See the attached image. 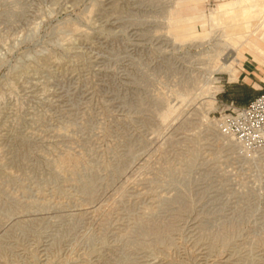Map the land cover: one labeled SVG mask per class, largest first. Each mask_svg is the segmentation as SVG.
Masks as SVG:
<instances>
[{"label": "rangeland", "instance_id": "1", "mask_svg": "<svg viewBox=\"0 0 264 264\" xmlns=\"http://www.w3.org/2000/svg\"><path fill=\"white\" fill-rule=\"evenodd\" d=\"M263 73L264 0H0V264H264Z\"/></svg>", "mask_w": 264, "mask_h": 264}, {"label": "built area", "instance_id": "2", "mask_svg": "<svg viewBox=\"0 0 264 264\" xmlns=\"http://www.w3.org/2000/svg\"><path fill=\"white\" fill-rule=\"evenodd\" d=\"M231 106L234 116L227 119V127L232 130L233 135L242 141L264 140V91L244 107L236 108L233 104Z\"/></svg>", "mask_w": 264, "mask_h": 264}, {"label": "trees", "instance_id": "3", "mask_svg": "<svg viewBox=\"0 0 264 264\" xmlns=\"http://www.w3.org/2000/svg\"><path fill=\"white\" fill-rule=\"evenodd\" d=\"M237 88V87H235ZM227 91V89H226ZM262 91L253 93L251 89H248L242 97H237L235 100L236 103H238L240 106L238 107H244L246 106L252 99H254L256 96L260 95ZM227 94V92L225 93Z\"/></svg>", "mask_w": 264, "mask_h": 264}, {"label": "crops", "instance_id": "4", "mask_svg": "<svg viewBox=\"0 0 264 264\" xmlns=\"http://www.w3.org/2000/svg\"><path fill=\"white\" fill-rule=\"evenodd\" d=\"M256 62L259 65L262 64V60L260 58H256ZM241 69L244 72V80H243L244 85L254 89V87L251 85L250 79H249V76L251 75L252 69L249 67H246L244 64H243V68H241ZM263 76H264V73H263Z\"/></svg>", "mask_w": 264, "mask_h": 264}, {"label": "bare ground", "instance_id": "5", "mask_svg": "<svg viewBox=\"0 0 264 264\" xmlns=\"http://www.w3.org/2000/svg\"><path fill=\"white\" fill-rule=\"evenodd\" d=\"M232 59H233V54L232 55L231 54L230 55L228 54L226 56V58L224 59V61H223L222 69L228 70Z\"/></svg>", "mask_w": 264, "mask_h": 264}]
</instances>
